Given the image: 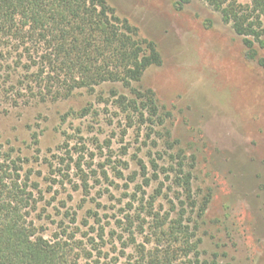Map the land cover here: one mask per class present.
<instances>
[{"label": "rangeland", "instance_id": "obj_1", "mask_svg": "<svg viewBox=\"0 0 264 264\" xmlns=\"http://www.w3.org/2000/svg\"><path fill=\"white\" fill-rule=\"evenodd\" d=\"M185 1L106 0L157 46L162 65L150 68L136 86L155 93L166 124L154 130L146 124L129 125L115 108L98 104L84 91L57 103L0 104V147L24 159L25 172L39 184L43 194L37 195L39 205L31 220L44 238L52 240L61 227H70L74 215L79 236H92L91 226L99 228L94 225L96 213L109 234L127 238L117 221L135 193L142 199L141 188L146 201L162 189L155 211L166 216L179 189L164 170L177 169L171 156L182 150L188 159L195 158V192L211 196L199 232L201 262L264 264V69L247 58L243 38L220 13L204 0ZM241 3L251 5L250 0ZM257 52L264 58V48L257 45ZM89 105L96 117L63 121ZM171 143H178L175 150ZM81 151L84 172L91 177L88 194L76 170L70 172L71 182L63 184L58 165L67 152L75 165ZM140 161L147 165L149 178L154 175L152 161L162 170L149 188ZM73 183L80 189L75 191ZM87 217L90 224L83 227ZM71 227L68 231L76 226ZM121 251L119 242L116 252L109 245L105 253L114 257ZM132 253L129 248L126 255Z\"/></svg>", "mask_w": 264, "mask_h": 264}, {"label": "trees", "instance_id": "obj_2", "mask_svg": "<svg viewBox=\"0 0 264 264\" xmlns=\"http://www.w3.org/2000/svg\"><path fill=\"white\" fill-rule=\"evenodd\" d=\"M241 1L204 0L243 38L247 58L257 60L264 69V58L259 59L257 52V45L264 48V0H250V6ZM161 65L156 44L142 38L106 0H0L2 105L63 102L84 91L96 97L98 104L115 108L129 125L141 123L154 130L166 124V119L160 114L155 93L136 85L150 68ZM105 87H109L108 92ZM93 108L89 105L69 113L63 121L96 117ZM33 139L38 142L36 135ZM171 144L170 149L175 150L178 143ZM13 152L0 147V264H122L124 258L123 264H208L201 262L199 232L211 196L195 192V158L188 159L182 150L171 156L177 169L164 170L167 180L173 176L179 189L166 216L155 211L162 189L146 201L141 188L142 199L135 193L126 214L117 221V228L127 238L109 234L96 213L94 225L99 228L91 226L89 231L94 235L79 236L74 215L71 225L76 227L71 231L67 229L71 225L61 227L52 240L40 235L31 220L39 205L37 195L43 193L33 182L32 173L25 172V160ZM84 159L85 151H81L72 165L74 157L67 152L58 165L63 184L71 182L70 172L76 170L75 176L88 194L91 177L84 172ZM138 164L149 188L159 180L162 170L152 161L154 175L149 178L147 165L142 161ZM122 166L128 167L126 163ZM108 176L105 171L104 178L108 180ZM73 185L75 191L80 189ZM90 219L87 217L82 226H88ZM119 242L121 253L109 257L110 253H105L109 245L116 252ZM129 248L133 253L128 256ZM212 264L219 263L214 260Z\"/></svg>", "mask_w": 264, "mask_h": 264}]
</instances>
